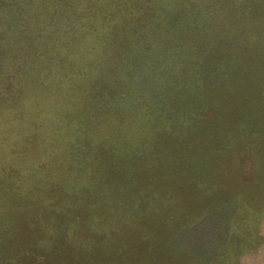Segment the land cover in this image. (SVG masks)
I'll return each mask as SVG.
<instances>
[{"label": "rangeland", "instance_id": "1", "mask_svg": "<svg viewBox=\"0 0 264 264\" xmlns=\"http://www.w3.org/2000/svg\"><path fill=\"white\" fill-rule=\"evenodd\" d=\"M261 32L264 0H0V264H264Z\"/></svg>", "mask_w": 264, "mask_h": 264}, {"label": "trees", "instance_id": "2", "mask_svg": "<svg viewBox=\"0 0 264 264\" xmlns=\"http://www.w3.org/2000/svg\"><path fill=\"white\" fill-rule=\"evenodd\" d=\"M261 34H264V32H261L260 35ZM164 46L166 47V49L162 50V53H161L162 55L159 56V64L158 65L155 64L154 66H151V68L149 69L150 71H152V74H151L152 80L154 78L170 80L173 77L168 74L170 72V69H169L170 65L174 66L173 69L178 71L180 74H183L186 72L185 65L187 67L189 66V63H188L189 60L186 58L185 54L182 51H179L178 53H176V51L182 48H186L187 47L186 43H184L183 41H175V42H171L170 44H167ZM189 50H192V49L189 48ZM195 52H197V48L193 50V54H195ZM261 52L263 53L262 47L259 50V53ZM175 54L177 55V57H175ZM162 68L164 69L162 70ZM153 81H155V79Z\"/></svg>", "mask_w": 264, "mask_h": 264}]
</instances>
